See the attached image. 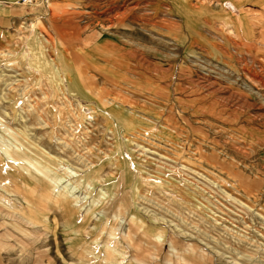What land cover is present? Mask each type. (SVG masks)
<instances>
[{
  "label": "rangeland",
  "instance_id": "rangeland-1",
  "mask_svg": "<svg viewBox=\"0 0 264 264\" xmlns=\"http://www.w3.org/2000/svg\"><path fill=\"white\" fill-rule=\"evenodd\" d=\"M262 13L0 0V68L36 103L0 102L24 145L0 149V264H264Z\"/></svg>",
  "mask_w": 264,
  "mask_h": 264
},
{
  "label": "bare ground",
  "instance_id": "bare-ground-1",
  "mask_svg": "<svg viewBox=\"0 0 264 264\" xmlns=\"http://www.w3.org/2000/svg\"><path fill=\"white\" fill-rule=\"evenodd\" d=\"M236 41V40H235ZM238 41V40H237ZM1 53V52H0ZM3 57L4 54L0 55V57ZM4 60V58H3ZM12 60H7L5 61L4 63H2V67L3 68H0V102L2 103L4 99H6L7 101L11 102L12 101V104L13 105H17L19 104L18 102H22L25 104L24 107H22V117L21 118H26L28 116V109L29 107L32 108L35 106L36 103H32L31 100L27 99L26 100V96L28 95V84L26 85V82L27 80H24V79H28L26 76H24L23 74H25L26 72L28 73H31L30 72V69L29 66L26 67V63L22 62V66H21V70L20 69H15L13 68V63H11ZM21 62V61H20ZM15 67V65H14ZM19 67V65H18ZM20 68V67H19ZM11 72L12 73V77H7V73ZM9 73V74H11ZM27 74V73H26ZM32 79V81H34L33 78H30ZM9 83V84H8ZM35 83V82H34ZM33 83V84H34ZM42 89V88H41ZM13 93H15L16 95H13ZM44 94V93H43ZM29 96V95H28ZM44 100V99H43ZM34 101V100H33ZM68 108V107H67ZM33 109V108H32ZM35 109V108H34ZM82 109V108H81ZM4 110V109H3ZM69 110V109H68ZM55 111V110H54ZM1 113V112H0ZM9 115V112L5 109V111L3 113H1L0 115V122H3L4 123V118L7 117ZM18 115V114H17ZM90 117V116H89ZM91 119V118H90ZM73 121H76L75 118L72 119ZM70 120V121H72ZM23 121V120H22ZM89 121V119H88ZM87 121V122H88ZM7 123V122H6ZM9 124V122H8ZM42 124L44 125H48V123H46L45 121L42 122ZM2 125V124H1ZM63 125V124H62ZM82 125V124H81ZM7 128H9V126H7ZM27 129V128H26ZM14 131V130H13ZM67 131V130H66ZM69 131V130H68ZM17 133V132H16ZM21 133V132H20ZM10 131L9 129H4L3 130V134L0 135V144H3L1 146V151L5 152L6 154L10 155V153L12 151H14V149L16 150L17 148H19L20 146H24L23 144H21L22 142L19 141V139L17 138H14L15 141L17 142V145L16 144H11L13 143V140L14 139H9V136H10ZM133 135V134H132ZM75 136V135H73ZM74 139V138H73ZM6 140H9L11 143H6ZM71 140V139H70ZM69 140V141H70ZM14 141V142H15ZM14 145H15V148H14ZM70 144H68L69 146ZM70 149V148H68ZM78 151V150H77ZM64 152V151H63ZM63 154V153H62ZM70 154V153H69ZM66 155V154H65ZM78 156H82L80 155V153L78 152L77 154ZM76 155V156H77ZM59 157V156H58ZM60 159V158H59ZM70 159V158H69ZM82 159V158H81ZM62 160V159H60ZM78 160H80V158H78ZM91 161V160H90ZM74 163V162H73ZM28 164V163H27ZM89 163L87 162H83V161H80L77 165H79L78 167L80 169H90L91 166L90 164L88 165ZM150 176V175H149ZM148 176V177H149ZM152 179V178H151ZM149 181V180H148ZM155 181V180H154ZM158 183V182H157ZM182 183V182H181ZM57 184H59V181H57ZM181 185V184H180ZM68 188V187H67ZM67 190V189H66ZM165 191V190H164ZM71 192V190H67V194L69 195V193ZM71 195V194H70ZM106 195V194H105ZM145 195V194H144ZM175 195V194H173ZM146 200V199H145ZM99 201V200H98ZM156 214V213H155ZM120 215V214H119ZM166 220V219H165ZM216 220V219H215ZM191 233V232H190ZM196 235V234H195ZM163 236L164 234L161 233L160 237L158 240H160V242L163 241ZM216 247V246H215ZM243 256V255H242Z\"/></svg>",
  "mask_w": 264,
  "mask_h": 264
},
{
  "label": "crops",
  "instance_id": "crops-1",
  "mask_svg": "<svg viewBox=\"0 0 264 264\" xmlns=\"http://www.w3.org/2000/svg\"><path fill=\"white\" fill-rule=\"evenodd\" d=\"M250 9V8H249ZM239 11H240V9H239ZM237 11L234 15H240V13L241 14H243L244 12H242V11ZM262 11H263V13H262V15H263V17H264V0H262ZM188 13H187V15H190V12L189 11H187ZM250 12V11H249ZM249 12H247V14L249 13ZM190 19V18H189ZM112 61V60H111ZM112 62H114L115 63V61L113 60ZM76 73H77V77L76 78H81L82 80H84V79H87V81H88V83H92V81H91V79L89 78V77H86L85 75H84V70L82 69V68H78V70L76 71ZM107 79H112V77L110 76V77H107Z\"/></svg>",
  "mask_w": 264,
  "mask_h": 264
},
{
  "label": "built area",
  "instance_id": "built-area-1",
  "mask_svg": "<svg viewBox=\"0 0 264 264\" xmlns=\"http://www.w3.org/2000/svg\"><path fill=\"white\" fill-rule=\"evenodd\" d=\"M42 0H18V2L22 5H32L38 2H41Z\"/></svg>",
  "mask_w": 264,
  "mask_h": 264
}]
</instances>
